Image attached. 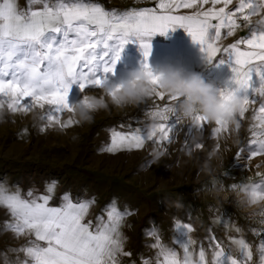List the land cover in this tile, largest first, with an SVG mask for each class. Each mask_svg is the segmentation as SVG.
<instances>
[{"label": "snow or ice", "instance_id": "obj_1", "mask_svg": "<svg viewBox=\"0 0 264 264\" xmlns=\"http://www.w3.org/2000/svg\"><path fill=\"white\" fill-rule=\"evenodd\" d=\"M26 2L27 6L20 8L18 0H0V109L14 114L41 109L40 119L47 122L46 127L65 129L77 124L76 106L93 107L85 95L87 90H101L115 97L124 86L126 81L114 83L109 74H115L123 48L135 37L145 58L140 70L156 89L150 113L156 127L149 130L131 123L115 126L108 130L109 142L102 151L115 154L142 150L147 142L171 143L173 133L182 130L184 116L178 108L184 97L159 90L162 74L154 72L147 62L151 42L144 38L182 27L199 43L209 63L229 65L232 74L224 87L217 88V95L226 116L239 122L237 129L252 112L250 139L238 148L235 158L240 160L245 152V161L264 156V0H236L235 4L234 0H148L152 6L123 12L107 10L97 0ZM238 31L242 33L238 39L221 45L222 38ZM73 84L83 93L75 104L68 100ZM237 101L238 111L234 106ZM64 113L70 115L62 122ZM192 120L196 123L188 125L189 132L193 128L202 131L212 123L213 135L230 130L228 119L209 121L199 110L193 112ZM244 170H248L247 163ZM256 175L258 182L230 186L233 191H247L253 204L264 202V173L257 171ZM54 187L50 184L46 194L36 195L31 189L24 193L19 187L13 190L0 184V207L10 216L5 230L15 238H29L23 246L9 249L17 255L12 261L5 258L4 264H121L120 257H131L132 253L124 249L126 237L121 231L125 217L131 214L127 209L121 211L113 202L94 224L86 220L94 198L74 202L65 193L58 206H51ZM261 217V226L251 229L255 243L235 227L238 235L226 233L227 243L210 234L207 247L203 242L197 245L191 237L193 228L175 222L173 243L178 248L169 247L153 229L147 235L155 237L150 245L155 254L141 257L140 264H264V212Z\"/></svg>", "mask_w": 264, "mask_h": 264}, {"label": "rangeland", "instance_id": "obj_2", "mask_svg": "<svg viewBox=\"0 0 264 264\" xmlns=\"http://www.w3.org/2000/svg\"><path fill=\"white\" fill-rule=\"evenodd\" d=\"M103 1L109 4L116 2L123 6V11L132 4L146 2ZM18 2L20 8L27 6L26 0ZM132 42L131 38L123 48L115 65V74H109L114 83L130 79V73L140 66V51ZM161 70L153 69L154 72ZM200 74L217 88L225 86L207 71ZM85 95L103 97L108 107L95 111L90 122L81 123L74 116L78 123L65 129L46 127L47 122L40 119L43 110L38 108L28 114H14L4 109V122L0 123V184L13 190L19 187L24 193L31 189L40 195L46 194V186L54 183L51 206H58L65 193L70 194L74 202L94 198L95 203L86 217L94 224L102 210L113 202L121 211L127 209L131 214L125 217L121 231L126 237L124 249L132 255L120 257L121 264H131V261L140 264L141 257L154 256L155 249L150 245L155 237L147 235L153 229L165 245L178 248L173 243L175 222L186 223L193 228L191 237L197 245L201 243L197 238L202 240L208 233H214L227 242L225 234L235 227L242 229L248 241L257 242L251 229L261 226L264 202L246 206L240 196L223 197L220 193L232 191L230 186L233 184L258 182L257 171L264 173V166L257 167V157L245 161V152L240 160L235 158L238 148L247 145L250 139L249 128L254 123L251 110L246 119L240 121L238 129L230 126L229 131L213 135L215 125L212 123L205 125L202 131L193 128L189 132L188 125L192 121L184 117L182 130L173 133L171 143L147 142L142 150L112 154L102 151L109 142L108 130L121 124L148 127L156 123L150 115L155 98L121 109L114 107L109 96L101 90L89 89ZM82 97L78 84H73L69 103L75 104ZM69 115L64 113L61 121L67 120ZM42 127L44 131H41ZM196 144L202 147H194ZM154 148L164 153L155 162L152 156ZM245 163L248 170H244ZM252 206L256 207L248 210ZM9 219L6 209L0 207V264H4L5 258L15 260L17 254L9 249L19 248L29 239L27 236L15 238L11 231L5 230L4 224ZM211 225H217L219 229ZM234 235L238 234L235 232ZM203 243L207 247V242ZM19 255L22 258L23 254Z\"/></svg>", "mask_w": 264, "mask_h": 264}, {"label": "clouds", "instance_id": "obj_3", "mask_svg": "<svg viewBox=\"0 0 264 264\" xmlns=\"http://www.w3.org/2000/svg\"><path fill=\"white\" fill-rule=\"evenodd\" d=\"M258 12L260 10H257ZM256 19V16H253ZM161 79L159 81V90L165 94L182 95L184 100L179 105L178 111L185 118L192 120L194 111L202 112L209 121L217 119H228L229 125L236 127L238 121L235 117H227L220 107L221 100L217 95V86L214 83L206 81L203 76L195 71H188L181 66L172 64L166 65L161 71ZM130 79L126 80L124 86L116 93L115 97L109 96L111 104L116 108H126L129 106H137L147 99L153 98L155 86L148 82V78L141 70H134L130 73ZM134 80L135 83L128 82ZM112 87H115L113 84ZM107 89H105L106 91ZM92 108L84 104H78L74 116L79 122H90L93 119V113L100 109H106L108 104L103 97L96 98L95 96H88ZM235 109L239 110V102H235ZM5 111L0 109V123L4 122ZM156 123H151L149 130L154 129ZM164 153L157 148L152 151L153 160L158 161ZM241 202L246 205H252L251 196L247 191L238 193Z\"/></svg>", "mask_w": 264, "mask_h": 264}, {"label": "crops", "instance_id": "obj_4", "mask_svg": "<svg viewBox=\"0 0 264 264\" xmlns=\"http://www.w3.org/2000/svg\"><path fill=\"white\" fill-rule=\"evenodd\" d=\"M98 2L102 4L107 10H109V8H115L118 12H123L121 8L123 6L119 5L116 2L115 4H109V2H104L103 0H98ZM235 2L236 0H234V4ZM150 6H152V4L149 3L148 0H146V2L142 5L132 4L131 6L127 7L143 8ZM229 7L231 8L232 5H230ZM181 11L187 12L190 10ZM241 34L242 33L238 31L232 37L222 38L220 43L221 45L231 44L236 39H238ZM144 39H149L151 42V53L147 58V62L151 65L153 69H163L166 65L172 64L175 66H181L188 71H195L198 73L207 71V73H209L212 77H215L216 81H222L224 85L228 82L229 77L232 74L231 69L227 63L221 64L218 61H213L212 63H209L206 59V54L201 51V46L199 45V43L194 42L190 34H188L182 27H175L174 29H169L166 34L162 35L160 33H157L150 38ZM132 40V45H135V47L138 48L140 51L138 60V64L140 66H138L137 69L140 70L145 60L143 50L140 46L139 41L135 37H132ZM211 226H215L219 229L217 225ZM218 229L216 230L219 231ZM209 231L211 233L212 228H210ZM222 233L224 234V231ZM227 234L234 235L235 230H228ZM209 235L210 234L208 233V235L205 238L203 237L202 240L200 238H197L199 239L197 240V242H207V237ZM211 235H214V233ZM216 237L219 239V236ZM210 256L211 253H209V257Z\"/></svg>", "mask_w": 264, "mask_h": 264}, {"label": "bare ground", "instance_id": "obj_5", "mask_svg": "<svg viewBox=\"0 0 264 264\" xmlns=\"http://www.w3.org/2000/svg\"><path fill=\"white\" fill-rule=\"evenodd\" d=\"M256 161L258 162L259 167L264 166V156L257 157ZM220 193L223 197H228L229 195H232V194L234 196L235 195L239 196L238 193H240V191L239 190H236V191H233V190L232 191H220ZM261 204H263V203H260L259 205H261ZM254 207H256V206L249 207L248 210H252Z\"/></svg>", "mask_w": 264, "mask_h": 264}]
</instances>
